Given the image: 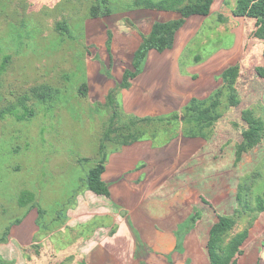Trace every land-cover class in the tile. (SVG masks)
Instances as JSON below:
<instances>
[{
	"label": "rangeland",
	"instance_id": "rangeland-1",
	"mask_svg": "<svg viewBox=\"0 0 264 264\" xmlns=\"http://www.w3.org/2000/svg\"><path fill=\"white\" fill-rule=\"evenodd\" d=\"M171 2L109 0L112 13L94 18V0H0V109L29 95L28 105L34 110L22 119L12 114L0 117V239L31 209L38 211L42 224L56 231L62 228L55 235L59 239L41 248L45 262L55 251H67L81 230L87 234L100 224L93 220L74 230L67 225L77 210L85 217L91 191L87 174L101 156L100 144L113 114L107 105L111 91L117 92L120 124L135 117L170 119L192 98L206 99L219 89L222 72L237 64L240 103L222 106L225 117L209 137L185 138L187 124L181 118L139 122L130 132L165 142L177 128L171 149L188 146L189 158L193 156L190 168L196 171L190 181L198 193L194 210L202 213L193 230L204 264H210L211 227L224 214L236 217L224 244L237 232L249 230L237 264H264V210L256 208L257 197L264 194V139L236 161L243 128L254 118L264 122V77L257 71L264 65V38L256 34V20L234 15L237 0H214L208 15L186 20L173 48L147 55L130 88L119 87L125 71L134 69L135 51L154 22L180 17L178 11L150 5ZM58 22L67 31L60 30ZM83 83L88 85L86 96L80 92ZM40 85L58 88L61 94L52 104L40 103L32 95ZM106 143L109 153L126 146ZM242 186L243 199L251 201L254 210L242 207L237 197ZM30 194L31 208L22 207L20 202ZM36 247L30 248L31 255L36 256Z\"/></svg>",
	"mask_w": 264,
	"mask_h": 264
},
{
	"label": "crops",
	"instance_id": "crops-1",
	"mask_svg": "<svg viewBox=\"0 0 264 264\" xmlns=\"http://www.w3.org/2000/svg\"><path fill=\"white\" fill-rule=\"evenodd\" d=\"M175 139L159 144L143 138L109 153L102 177L110 196L89 190L85 217L77 210L67 225L74 230L93 220L100 224L87 234L81 230L80 236L71 231L78 237H72L67 251H55L52 260L42 261V249L47 241L59 239L55 235L62 228L42 224L40 213L31 209L0 242V264H204L190 222L202 214L194 210L198 193L190 183L196 174L190 168L193 156L189 158L188 146L182 150V144L172 150ZM31 203L22 207L31 208ZM33 246L36 256L30 254Z\"/></svg>",
	"mask_w": 264,
	"mask_h": 264
},
{
	"label": "trees",
	"instance_id": "trees-1",
	"mask_svg": "<svg viewBox=\"0 0 264 264\" xmlns=\"http://www.w3.org/2000/svg\"><path fill=\"white\" fill-rule=\"evenodd\" d=\"M172 1L173 3L171 2V4L160 3L158 5H150L151 8L160 10L178 11L180 17L174 20L154 22L150 33L143 36L142 42L135 51L133 61L134 69H127L125 71L119 85L120 88L128 89L131 87L132 80L143 71V61L151 51L163 52L173 48L176 42L177 32L185 24L186 20L191 16L208 15L214 0H189V2L183 5H179V1L181 0ZM111 13L112 10L109 5V0H94L91 8L92 17L105 16ZM233 13L237 17L254 18L257 25L256 34L264 38V0H237L236 6L233 8ZM58 28L63 31H67L68 29L63 22H58ZM108 36V47L110 48L113 38L112 33L109 32ZM10 58V56L5 58L3 66H5ZM257 71L260 76L264 77V65L258 67ZM221 77L223 83L219 89L206 99L192 98L189 103L184 106L181 114L174 113L172 117L169 116L170 119H168L167 116L135 117L132 118L130 122L120 124V115L118 105L116 104L117 92L111 91L107 96V105L113 109V114L102 137L100 144L101 156L87 174V188L95 194L110 196L109 186L102 177L106 170L109 155L106 141L116 143V147L119 148L120 146L129 145L140 139L147 138L144 132H137L136 134L130 132L133 125L139 122L173 121L181 118L183 122L187 124L184 130V135L186 137H209L216 124L225 117L222 106H237L240 103L238 89L240 77L239 65L236 64L227 67L222 72ZM80 92L84 96L87 95V83H83ZM32 93L35 99L45 104H52L53 100L61 94L58 88L49 85L36 86L32 89ZM30 99L29 95H23L17 102L0 109V117H4L6 114H12L22 119L26 118L28 115H32L34 110L28 105ZM177 131V128L172 130L169 140L177 135ZM242 135L243 140L236 148L237 162L242 160L245 153L249 152L263 141L264 122L258 118L252 119L249 125L244 127ZM157 141L160 142L159 144L164 143L159 140ZM237 197L242 207L246 209L248 207L252 210L255 209L251 207V201L243 199V186L241 190H239ZM33 201L34 195L30 194L28 199L24 198L20 203L21 205H26ZM256 208L262 211L264 210V194L263 196L259 195L257 197ZM199 218L200 214H196L191 218V224L195 225ZM235 225L236 217L224 214L219 215L218 221L211 227L207 244L211 264H237V256L242 253V246L249 236V230L244 229L243 231L237 232L229 239L227 244H224L225 236L230 233ZM2 239L3 238H1L0 241Z\"/></svg>",
	"mask_w": 264,
	"mask_h": 264
},
{
	"label": "water",
	"instance_id": "water-1",
	"mask_svg": "<svg viewBox=\"0 0 264 264\" xmlns=\"http://www.w3.org/2000/svg\"><path fill=\"white\" fill-rule=\"evenodd\" d=\"M243 130H244V128H243Z\"/></svg>",
	"mask_w": 264,
	"mask_h": 264
}]
</instances>
